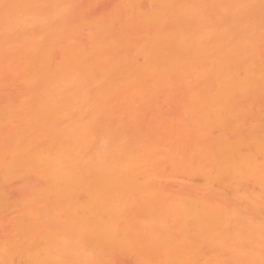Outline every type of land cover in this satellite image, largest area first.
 Here are the masks:
<instances>
[{"label": "bare ground", "instance_id": "obj_1", "mask_svg": "<svg viewBox=\"0 0 264 264\" xmlns=\"http://www.w3.org/2000/svg\"><path fill=\"white\" fill-rule=\"evenodd\" d=\"M128 1L126 8L119 6L129 11H126L129 18L122 22L117 12L121 9L117 7L113 20L64 24L59 20L51 22L53 13L49 10L58 12L59 8L54 6L66 3L65 0H0V80L3 73L17 71L24 75L19 74L17 83L29 94L20 106L14 108L9 104L4 111L0 110V167L12 174L17 172L13 170H21L20 173L40 175L50 185L49 197L41 192L34 203L41 204L55 196L54 202L65 211L71 229L80 240L87 239L93 246L99 243L102 247L103 244L123 247L130 242L159 238L146 233L149 237L144 236L143 230L124 227L115 220L117 209L121 213L122 208L112 194L125 184L129 166L125 158L120 161L109 148L101 154L99 146L109 132L104 122L110 115L107 110L114 95L155 91L163 86L160 81L165 79L173 80L175 86L185 90L193 89L195 84L198 91L226 93L224 97L227 93L264 92V66L258 62L261 56L257 57L258 47H264V35L260 29L254 30L255 23L239 20L241 24L235 33L245 40L243 45L214 32L215 25L210 21L212 27L204 28L210 14L219 8L224 13L250 12L254 7L264 6V1L147 0L151 8L144 13L140 11L143 0ZM50 3L53 7L49 9ZM200 5L201 10H206L201 12ZM114 23L128 28L125 34L131 32L119 34L122 36L116 39L111 34ZM249 25L254 31H245ZM84 28L88 29L89 37L81 42L79 34ZM218 121L224 122L222 118ZM260 137L264 142V136L257 138ZM255 139L258 153L264 152V143ZM234 145L225 142L217 150L216 159L223 172L235 173L244 169L246 160L250 161V157L237 153ZM2 170L1 173L7 174ZM209 214L211 222L221 224L216 211ZM45 217L38 214L39 219L27 221L33 229L28 233V245L0 249V264L14 262L15 256L22 258L23 263L25 260L24 264H58L60 252L65 250L73 255V247L67 248L64 240L54 243L55 233L39 230L36 223L43 222ZM214 229L207 230L211 236L209 233L205 236L206 232L200 233L205 237L198 234V239L195 238L198 246L190 245L189 239L180 242L171 239L170 233H162L164 237L157 241L167 255V252L181 255L196 250L200 254L203 251L198 250L204 245L200 247L197 241L204 240L213 246L218 243L216 247L225 248L238 264H264V250L243 249L242 233L232 231L234 234L230 232L233 236L228 240L229 232ZM256 237L262 245L259 233ZM211 239L214 240L209 242ZM42 242L46 244L40 246ZM84 245H87L85 241ZM173 255L174 261L180 260ZM63 256L60 257L67 258ZM216 258L219 262L211 259L206 264L227 261L225 257V262L221 257Z\"/></svg>", "mask_w": 264, "mask_h": 264}, {"label": "rangeland", "instance_id": "obj_2", "mask_svg": "<svg viewBox=\"0 0 264 264\" xmlns=\"http://www.w3.org/2000/svg\"><path fill=\"white\" fill-rule=\"evenodd\" d=\"M65 1L66 3L54 6L59 8L58 12L49 10L53 13L51 22L59 20L65 24L107 18L113 20V15L117 12H120L121 22L129 18V11L122 10L123 6L126 8L128 0ZM141 3L140 11L148 12L151 8L149 2L143 0ZM51 4H48L49 9L53 7ZM117 7L121 10L116 12ZM207 20L204 28L212 27L208 23L210 21L211 25H215L214 32L230 37L237 45H243L245 41L235 33L237 26L241 24L239 20L255 23L254 30L260 29L264 35V6L254 7L250 12L237 10L231 13H224L219 8ZM116 23L114 33L111 34L117 39L128 28H120ZM249 27L244 28L245 31L251 30L252 26ZM87 30H81L80 37L78 36L81 42L87 41ZM257 51V57L261 56L258 58L261 62H258L264 66V47H258ZM3 74L5 75H1L0 84L1 111L10 105L14 108L20 106L29 96L21 83H17L23 74L17 71L13 73V70ZM168 80H161L163 86L155 91L117 93L108 107L107 114L110 115L106 121H109L104 123L109 132L103 133L106 136L102 137L99 144L102 151L100 153H105V149L109 148L110 153L114 152L120 161L125 158L129 166L125 184L119 185L122 188L112 194L122 208L121 213L117 209L115 220L133 230H143L144 236L149 237L145 233L154 235L151 237L155 239L156 236L162 237V233H170L168 236L171 239L175 238L179 242L183 238L189 239L193 246H198L195 241L198 234L205 237L209 233L211 236L210 232L215 227L229 232L228 240L234 234L232 231H237L243 235V249L249 252L264 250V152L258 153L253 141L255 138L262 141L261 137H257L264 136V92L227 93L224 97L226 93L198 91L197 87L194 88L195 84L193 86L194 82L193 89L185 90L179 85L175 86L173 80ZM220 118L225 123H220ZM225 142L236 144L233 147L237 153L251 158H248L250 161L246 160L248 164L245 163L244 169L240 168L235 173L220 169L216 153ZM241 165L239 164L240 167ZM0 169L5 170L2 167ZM4 170L2 172L7 174L0 172V249L28 245V233L33 229L28 227L27 221L39 219L38 214H41L42 217L46 216L44 221L39 224L34 222L40 226L39 230L55 233L54 243L64 240L67 248L73 247V255L65 253V250L60 252V264H178V261L179 264H206L211 259L219 262L216 257H221L222 260L225 257V264H238L232 261L233 257L225 248L216 247L218 243L213 246V243L204 240L197 241L200 247L204 245L198 250L199 253L203 251L200 254L196 253L197 250L181 253L182 256L171 252L182 261H174L173 254L167 252V255L161 250L162 245L157 241L159 238H148L147 243L143 240L145 244L134 241L123 247H118L117 244H103L102 247L96 243L95 247L89 240L82 241L78 238L67 221L65 211L54 202L55 196L41 204L34 203L41 192L48 193L49 197L47 188L50 185L40 175L26 171L20 173L21 170H13L18 173L12 174L10 170ZM210 211L218 213L222 225L210 221ZM204 226L207 229L203 233ZM209 229L210 232L207 231ZM201 232L203 235L206 232L205 236ZM258 233L262 245L258 243ZM190 237H194V241ZM212 240L214 239L208 241ZM84 241L87 245H84ZM44 244L46 242L40 243V246ZM13 258L15 260L12 259L14 262L11 261L10 264L26 263L25 260L23 263L22 258Z\"/></svg>", "mask_w": 264, "mask_h": 264}]
</instances>
